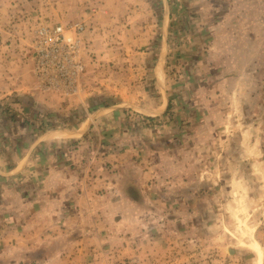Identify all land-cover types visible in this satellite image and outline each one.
I'll return each instance as SVG.
<instances>
[{
	"label": "rangeland",
	"instance_id": "374dc122",
	"mask_svg": "<svg viewBox=\"0 0 264 264\" xmlns=\"http://www.w3.org/2000/svg\"><path fill=\"white\" fill-rule=\"evenodd\" d=\"M181 3L0 0V128L34 170L10 175L0 264H264L261 57L235 67L229 37L204 57L209 42L191 38L205 23ZM57 27L59 47L44 42ZM65 66L70 81L56 73ZM86 97L103 107L88 115L77 108ZM87 115L84 136L45 145ZM43 158L69 164L70 182L37 171Z\"/></svg>",
	"mask_w": 264,
	"mask_h": 264
},
{
	"label": "crops",
	"instance_id": "0c3cea01",
	"mask_svg": "<svg viewBox=\"0 0 264 264\" xmlns=\"http://www.w3.org/2000/svg\"><path fill=\"white\" fill-rule=\"evenodd\" d=\"M181 8L186 10H193L195 16H191V18L197 17L199 23H205L204 27L194 34L191 38L193 41H204L209 42L210 46L205 47L204 57L214 56L216 54V44L215 42L229 37L230 39L236 40L235 46L230 47L229 49V56L236 58V61L233 62L235 67H237V58H247L245 59V67L246 70H251L253 68V61L252 59L255 56L261 57V66L263 65L264 70V0H182ZM244 11L243 13L238 12L237 15L236 11ZM239 16V17H237ZM167 19L170 18L169 14L167 13ZM190 17V16H189ZM188 17V18H189ZM186 22V18L185 21ZM259 23L262 25L261 33H254V25L259 26ZM241 24L243 27L241 28V37L236 38L237 33H233L228 31V33H224V26L229 25V27L233 25ZM207 25V26H206ZM257 29V27H256ZM260 30V29H259ZM243 37V38H242ZM240 40V42H239ZM260 40L261 45L259 48L254 49L251 46L254 41ZM242 45L240 46V43ZM238 43V44H237ZM244 45V48H243ZM249 46V47H248ZM257 51V52H256ZM256 52V53H254ZM206 60V58H205ZM205 62V61H204ZM213 67V66H209ZM212 69V68H210ZM216 70V68H215ZM27 88V87H25ZM25 88H22L25 91ZM21 90V91H23ZM18 92L20 90H17ZM29 91V90H28ZM25 93V92H23ZM28 93V92H26ZM29 94L33 97L35 101H38L45 107H49L51 105H59V100H56V97L47 95L46 93L40 92H29ZM79 101L77 104V108L83 107L85 113L89 115L88 112H92L98 110V108H102L103 105L101 102H95L93 98H77ZM21 103H19L20 105ZM22 106V105H21ZM84 116L83 119H77V124L72 129L67 130H57L54 132H48L46 137L43 138L45 145L50 143H54L57 145H63L64 143L68 142L71 139L79 138L85 135L88 127L90 126L91 120L93 118H88ZM84 127V128H83ZM83 130H80L82 129ZM76 131H81L76 133ZM53 135H52V134ZM50 135V136H49ZM14 134H8L7 128H0V189L4 190V194L0 196V213L7 212V202L10 200V196L16 194L15 190H9L7 188V184L9 182L10 175L15 173V170L18 169L21 175L29 179L34 174L29 165L27 164V154L26 152L21 153V155H16L14 151L17 152V147L14 145L15 143L19 144V142H15L13 140ZM51 137V138H50ZM10 139V140H9ZM52 139V140H51ZM8 141L10 144H8ZM74 141V140H73ZM26 144V143H25ZM8 146L10 150H8ZM57 149V148H56ZM5 150V151H4ZM31 152V150H30ZM15 156V157H14ZM25 158V160H24ZM50 158V157H48ZM48 158H43V164L36 168L38 170H42L48 166V179H51L53 176L55 181V186H61L64 183H69L74 175V172L70 169V166L67 167L66 162L54 161L53 165L49 166L47 160ZM29 161V159H28ZM52 175V176H51ZM70 179H68V178ZM46 181V178L44 179ZM59 188V189H60ZM58 189V188H56ZM13 192V193H12ZM62 194L59 195L58 200L60 201ZM22 215L17 212L12 215L13 216ZM60 215H63L62 213ZM18 227V226H17ZM23 228V225H22Z\"/></svg>",
	"mask_w": 264,
	"mask_h": 264
},
{
	"label": "built area",
	"instance_id": "2783aa9c",
	"mask_svg": "<svg viewBox=\"0 0 264 264\" xmlns=\"http://www.w3.org/2000/svg\"><path fill=\"white\" fill-rule=\"evenodd\" d=\"M51 34H53V35H50V34H49L46 38H44V42L48 41L50 44H53V46H55V47H59V46H57V44H55V43L59 40V35H61V34H60V28L57 27L55 30H53V31L51 32ZM40 35L44 37V36L47 35V33H46V32H40ZM41 39H42V37H41ZM39 44L41 45V41H39ZM41 46H42V45H41ZM41 53L44 54V55L46 56V55L49 53V51L46 50V49H44V48L42 47V49H41ZM40 63H41L42 65H41L40 67L36 68L35 73H37V76H41V78L43 79V76H42V75H38V74H39V73H42V74L47 73V69H45V66L43 65V64H44V60H42V59H38V63H37V65L40 64ZM61 65H62V64L59 63L57 66H61ZM44 72H45V73H44ZM56 73H57V75H60V76H59L60 78H63V79L68 80V81H70V80L72 79V77H73L72 72H68L66 66L60 71V73H58L57 71H56Z\"/></svg>",
	"mask_w": 264,
	"mask_h": 264
},
{
	"label": "bare ground",
	"instance_id": "6f19581e",
	"mask_svg": "<svg viewBox=\"0 0 264 264\" xmlns=\"http://www.w3.org/2000/svg\"><path fill=\"white\" fill-rule=\"evenodd\" d=\"M241 245H244V244H241ZM245 247V246H244ZM252 248V249H251ZM250 249L251 250H254L255 251V253L257 254V259H258V261H260V259H261V251H260V249H259V247L256 245V244H252V247H251Z\"/></svg>",
	"mask_w": 264,
	"mask_h": 264
}]
</instances>
